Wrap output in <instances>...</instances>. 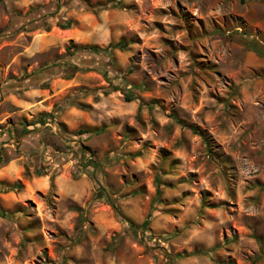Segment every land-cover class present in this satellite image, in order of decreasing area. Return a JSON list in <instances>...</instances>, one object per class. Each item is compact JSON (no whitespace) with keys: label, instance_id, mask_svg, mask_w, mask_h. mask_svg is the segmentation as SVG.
Listing matches in <instances>:
<instances>
[{"label":"clouds","instance_id":"obj_1","mask_svg":"<svg viewBox=\"0 0 264 264\" xmlns=\"http://www.w3.org/2000/svg\"><path fill=\"white\" fill-rule=\"evenodd\" d=\"M181 3L194 13L186 17L192 35L227 26L208 37L222 72L211 79L198 74L208 88L191 75L188 56L207 41L173 31L178 18L155 17L165 21L173 47L186 45L188 52L157 45L153 56L151 44L136 42L138 32L151 28L146 13L175 8L176 0H0V208L14 212L30 199L22 178L47 181L41 212L31 207L30 216L0 217V264L31 262L46 244L55 251L53 264H264V189L252 187L264 183V94L255 92L239 109L205 99L215 117L210 125L200 124L203 110L193 116L179 104L181 91L193 87L205 97L218 88L229 96L223 73L237 85L255 84L246 44L264 43V0ZM56 25L72 31L59 33ZM45 30L41 40L37 33ZM227 37L242 43L221 44ZM161 76L168 81L163 87L155 79ZM141 82L149 91L134 87ZM125 98L131 103L123 104ZM169 110L205 133L209 144L198 142L196 164L208 162V151L221 161L230 159L226 153L236 157L230 169L208 165L211 192L198 178L182 183L187 161L162 175L160 142L175 127L172 119L161 121ZM175 161L171 155L167 163ZM237 190L241 206L234 202L230 215L203 206L226 205L229 194L235 201ZM29 222L38 226L22 231ZM242 224L255 225L260 241L248 228L233 227ZM33 236L39 246L26 243Z\"/></svg>","mask_w":264,"mask_h":264},{"label":"rangeland","instance_id":"obj_2","mask_svg":"<svg viewBox=\"0 0 264 264\" xmlns=\"http://www.w3.org/2000/svg\"><path fill=\"white\" fill-rule=\"evenodd\" d=\"M146 15H150L153 17L151 28L148 29L145 32H138V43H142L145 46L151 44L153 47H148L147 50L149 53H151L153 56H155V52L153 51L154 47L157 45H164L166 48L171 49L173 52H188L187 46L183 45L180 46L179 49L176 47H173L172 44V37L168 35V30L164 27L165 21L163 19H155V17H166L171 15L173 18H178L182 23L180 25H173V31H184L188 35L189 40H206L207 42L200 45V50L193 54L192 52H188V56L192 60V66L194 67V71L191 73L193 76H197V79L200 80L201 84H203V80L200 78L198 74H203V76L207 77L208 79H211L212 76L210 74H214L216 77H220L222 75V72L218 70V61L219 57L216 55V51L213 50L215 45V39L208 41V37L214 36V33H220L223 34V31L227 27L226 25H216L214 26L213 30L211 32L209 31H201L198 35H192L191 31L189 30V21L186 18L188 15H194L191 10L187 9L186 5L181 3V0H176V7L172 8L170 5L167 9L165 8H154L153 11L149 14L146 13ZM47 31L45 30V33H37V36L43 40L47 34ZM56 31L62 34H69L72 30L67 27H62L60 25H56ZM161 33L160 36H157L156 33ZM247 35V33H245ZM225 42H230L233 45H239L242 43L240 40L232 39L231 37H227L220 41L221 44ZM123 43V42H122ZM246 47L249 49L248 52V59L251 60V64L249 67L252 69V75L255 77V84H249L247 87L244 85H237L235 82V78L228 75V73H223L224 77L227 79L228 83L225 84V88L230 93L227 97H221L218 95L219 88L217 89L216 93H213L212 91H209L207 93V97L200 95V90L198 88H190L188 91H181L179 104L184 108L185 111H187L189 108L191 109V114L193 116H198L201 112V110L204 111L203 119L200 121V124H211V122L215 119L211 115V113L208 111L207 107H205V99L214 101L216 104H224L226 108L228 109H239L242 106V103H247L249 100V97L252 96L255 92H260L261 94H264V43H261L259 40H252L248 41L246 44ZM173 63H178V58L173 57L172 58ZM171 74V71H170ZM99 76V73L96 74ZM156 81H159L161 87H163L164 84L168 83L166 77H156ZM243 79V77H242ZM195 83V81H193ZM221 83H224L222 80ZM205 88L210 87L208 84H203ZM134 87H141L144 88L145 91H149L146 85H144L143 82H141L138 85H134ZM47 91V89H45ZM122 95V94H121ZM233 98L237 99V103H233ZM160 99H163L161 97ZM257 100H259V96L256 97ZM123 104H130V99L127 100L126 98L122 102ZM143 103V101H142ZM156 100H153V104H156ZM157 106H159L157 104ZM150 109L151 105L146 106ZM126 110V109H125ZM163 111V109H162ZM172 119L175 123V127L170 129V136L169 139L163 140L160 142L162 149L164 151L159 154L160 160L167 165V170L162 173L163 176L169 177L173 174L174 170L178 168L180 164H183L185 161L188 162V179L183 180L182 183L189 184L191 181L195 179H199L200 183H202L209 192L212 191V186L210 183V180L208 178L209 172H208V165L212 164L216 167H219L220 165H223L224 168H231L234 166L236 162V157L232 156L231 153H226L230 157V159L226 160H219L214 153L211 151H208V162H201L200 164H196L195 161L198 159L197 156H195V153L199 150V143L203 142L205 148H207V144H209V141L205 137V133L200 130L199 126H192V124H195V121L192 122V124H186L179 118H177L176 114L174 112H171L169 110V116H162L161 121ZM138 123V120H137ZM30 127V125L25 124V130H27ZM133 127H136V124L133 125ZM194 128L195 130H192ZM138 130V128H137ZM183 130V131H182ZM208 134L211 135L214 131L211 127L208 128ZM185 133H190V136H187ZM125 135H131V133L126 132ZM208 142V143H207ZM171 155H174L176 158V161L168 164L167 162L171 158ZM183 171V169H180ZM204 171V174L201 175V171ZM19 171V169H17ZM221 169V173H222ZM123 179V177H121ZM156 181L159 182L160 176H157ZM20 183L23 185L24 188L28 189V191L31 193L30 199H26L25 205H21L20 207L15 208V211H6L3 208H0V217H3L4 215H14L15 212H20L22 215L30 216L31 213L29 209L31 207L36 208L37 212H41L42 209V193L40 191L41 188L46 186V179L41 176H36L32 178H22L20 180ZM35 183L37 185V189L33 191L31 185ZM151 184L149 183V187ZM167 187H173L172 185H166ZM19 185H17V188ZM252 187L262 188L264 189V183H260L259 180L256 181L255 184L252 185ZM249 188H245V191H249ZM12 195H16V191H12ZM242 195V192L240 190H237L235 201H233L231 195L229 194V199L226 205H203L206 209L210 211H219L221 207H224L226 211H228L229 215L232 211V204L235 202L237 207L241 206L240 197ZM203 199H207V197H202ZM251 199V198H249ZM175 205H167V207H174ZM49 207H53L52 205H49ZM37 220H39V216L37 217ZM37 223L35 222H29L21 227L22 231L27 232H33L35 228L37 227ZM233 227L236 228L237 232L241 231L243 228H248L249 231L252 232V238L260 241V237L256 236V226L253 225L252 227H249L248 225H233ZM52 235L54 238V234L52 233H42L41 236L47 237ZM61 235H63L61 233ZM32 242H35L37 246H39V239L35 236L31 238V240L26 239V243L31 244ZM55 256V251L53 249L52 244H46L43 248H40L39 254L34 257V259L31 262H25V264H53V257ZM219 264V262H217ZM235 264H242L240 260H236Z\"/></svg>","mask_w":264,"mask_h":264},{"label":"trees","instance_id":"obj_3","mask_svg":"<svg viewBox=\"0 0 264 264\" xmlns=\"http://www.w3.org/2000/svg\"><path fill=\"white\" fill-rule=\"evenodd\" d=\"M127 100H129V98H126ZM42 119V118H41ZM192 130H195L194 128H192ZM208 143V142H207ZM208 145V144H207ZM17 187V186H16Z\"/></svg>","mask_w":264,"mask_h":264}]
</instances>
